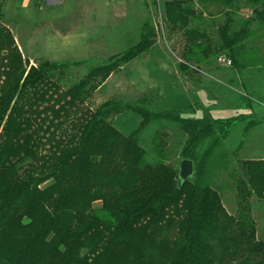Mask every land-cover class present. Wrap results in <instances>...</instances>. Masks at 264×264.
<instances>
[{
	"label": "trees",
	"instance_id": "trees-1",
	"mask_svg": "<svg viewBox=\"0 0 264 264\" xmlns=\"http://www.w3.org/2000/svg\"><path fill=\"white\" fill-rule=\"evenodd\" d=\"M197 1L223 6L216 40L196 23L202 12L192 0L150 2L167 33L183 41L180 66L187 69L197 50L226 52L231 66H240L252 20L235 28L239 0ZM245 4L264 24V0ZM155 36L145 19L135 43L64 86L67 71L87 61L30 63L0 21V264H264V237L252 214V198H264V159L238 160L235 213L209 182L214 153L231 129L244 123L239 148L261 118L253 112L212 118L208 109L186 117L191 104L158 108L145 96L90 105L109 76L148 51ZM239 105L251 107L247 94ZM125 111L140 118L127 135L112 122ZM155 121L184 134L180 156L194 162L192 178L181 182L178 167L146 160L139 137ZM164 146L157 144L159 154Z\"/></svg>",
	"mask_w": 264,
	"mask_h": 264
},
{
	"label": "rangeland",
	"instance_id": "rangeland-1",
	"mask_svg": "<svg viewBox=\"0 0 264 264\" xmlns=\"http://www.w3.org/2000/svg\"><path fill=\"white\" fill-rule=\"evenodd\" d=\"M55 1L0 0V21L11 31L23 57L30 63L43 58L87 61L67 71L62 79L64 86L82 77L91 64L104 62L110 55L135 43L145 19L149 18L154 26L153 46L111 74L94 92L90 99L92 107L107 99L133 102L145 96L158 108H185L186 104H191L194 111H185L186 117H202L208 109L212 118L244 112H253L261 118L254 130L253 126L245 133L239 148L244 123H237L213 156L210 185L219 189L226 209L235 213V184L241 175L238 160L264 156L251 153L255 147H264V24L253 19L252 6L245 4L246 0H239L233 17L235 28L242 19L252 20L251 35L244 41L237 61L240 66L218 63L219 55L228 57L226 52L204 56L197 50L184 70L180 66L183 41L176 33L168 34L163 21L160 24L161 12L150 3L152 1L146 3L147 7L142 0H63L50 5ZM158 1L164 3V0ZM192 2L196 11L202 12V18L196 23L216 40V27L225 19L223 6ZM246 94L250 108L239 105L241 96ZM139 121V116L131 111L118 114L112 120L114 127L125 135L133 131ZM184 139L177 125L155 121L143 130L139 142L147 161H164L177 168ZM162 141L165 146L163 154H159L157 144ZM93 206L98 208L100 202H94ZM252 214L259 236L264 237V198H252Z\"/></svg>",
	"mask_w": 264,
	"mask_h": 264
},
{
	"label": "water",
	"instance_id": "water-1",
	"mask_svg": "<svg viewBox=\"0 0 264 264\" xmlns=\"http://www.w3.org/2000/svg\"><path fill=\"white\" fill-rule=\"evenodd\" d=\"M194 175V162L187 158H182L178 165V178L181 182L192 178Z\"/></svg>",
	"mask_w": 264,
	"mask_h": 264
},
{
	"label": "crops",
	"instance_id": "crops-1",
	"mask_svg": "<svg viewBox=\"0 0 264 264\" xmlns=\"http://www.w3.org/2000/svg\"><path fill=\"white\" fill-rule=\"evenodd\" d=\"M63 0H56L55 2H53L52 4L50 5H57V4H60ZM82 1V0H80ZM143 1V4L145 5V3H147L148 1H153V0H142ZM146 7V5H145ZM251 129H255V126ZM251 153H254V154H260V155H263L264 154V147L263 146H259V147H255L254 149H252ZM254 158V157H252ZM258 158H264V156L262 157H258ZM257 157L255 159H258Z\"/></svg>",
	"mask_w": 264,
	"mask_h": 264
},
{
	"label": "built area",
	"instance_id": "built-area-1",
	"mask_svg": "<svg viewBox=\"0 0 264 264\" xmlns=\"http://www.w3.org/2000/svg\"><path fill=\"white\" fill-rule=\"evenodd\" d=\"M157 1V4H158V6H160V5H162L158 0H156ZM166 1H171V0H164V2H166ZM160 12V11H159ZM160 16H161V14H160ZM160 24L162 25V18L160 17ZM163 29V28H162ZM217 62L218 63H220V64H223V65H225V66H231L232 65V61H231V59L230 58H228L227 56H225V55H219L218 57H217Z\"/></svg>",
	"mask_w": 264,
	"mask_h": 264
}]
</instances>
